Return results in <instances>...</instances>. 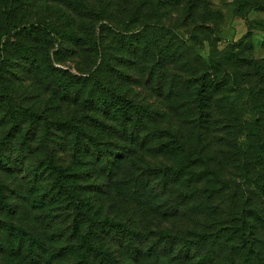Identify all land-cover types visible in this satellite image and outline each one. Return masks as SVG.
I'll return each mask as SVG.
<instances>
[{"label": "rangeland", "instance_id": "obj_1", "mask_svg": "<svg viewBox=\"0 0 264 264\" xmlns=\"http://www.w3.org/2000/svg\"><path fill=\"white\" fill-rule=\"evenodd\" d=\"M86 1L95 9L93 18L97 21H92L87 15L95 27V36L99 35L101 26L122 27L119 22L126 20L127 12H133L140 4L145 7L142 16L149 14L154 18L153 11L157 10L153 4L158 3L157 0ZM161 2L165 5L167 0ZM168 3L170 6L165 5L159 20L174 37L175 48L179 47V41L189 48L181 52L186 53V58L196 56V72L191 70L194 66L190 69L183 67V58L178 55L175 65L170 66L173 69L168 73L170 77L166 75L162 84L157 86L154 78L145 81L153 65L151 57L146 56L139 72L141 79L131 68L132 58L127 59L126 67H110L107 77L110 86L117 88L121 96L154 113L156 123L149 126L151 130H162L164 135L150 141L146 148L119 141L111 135L118 130L114 120L98 118V124L90 119L85 122L94 123L92 127L87 125L85 137L101 133L103 153L100 157H73L72 153L63 151V143L59 139L61 134L55 127L51 128L48 146L52 150L48 152L40 140V129H36L37 135L32 131L38 125L37 121L32 126L24 110L47 117L51 122L71 117L78 119L81 114L75 111L74 105L63 103L52 92L59 88L50 89L40 81L35 84L36 79L27 65L14 60L13 67L7 68L11 74L7 73L0 80V141H6L1 147L0 160L8 166L0 165V264H81L82 236L92 246L109 252L117 264H153L152 259L142 257L150 246L163 252L171 248L170 243L163 246L159 233L174 242L195 241L204 233L203 222L206 221L195 215L189 193L212 188L216 192L221 182L215 181L214 185L206 183V180H193V183L186 180L185 174L189 170L200 172L206 166L211 168L212 165L206 163L212 159L210 152H230L233 135L225 137V147L218 145L208 149L204 146V142L197 138L201 123L193 97L184 102L188 97L185 92L189 91L186 87L193 84L195 76L204 70V67L201 69L200 58L206 61L220 58L222 65L217 71L220 78L237 80L234 89H230L237 88L236 91L228 94L230 102L233 101V110L237 118L252 130L259 107L264 104V0H168ZM39 4L35 8L37 13L41 11L42 4ZM45 6L50 10L63 8L59 5L52 7L51 4ZM53 20L61 23L55 17ZM150 21L155 22L154 19ZM140 28L138 24L129 30L138 32ZM66 46L54 64L64 79L80 75L78 70L86 71L95 61L94 52L91 54L84 50L74 57ZM52 47L51 53L59 49L54 42ZM229 53L233 54V61L224 56ZM113 61L117 62L116 59ZM246 62L251 63V71L234 66ZM225 71L229 74L225 75ZM141 72H145L144 75ZM239 73L252 75L250 86L254 92L251 97L250 87L239 80ZM55 76L58 79L57 74ZM171 81L174 88L168 94V87L162 90V86ZM7 109L17 114L21 131L19 126L12 130L9 116L4 115ZM166 131H169V138ZM24 135L27 137L25 140ZM216 135L222 136L213 134ZM3 137L8 139L3 140ZM165 143L170 145L168 151L161 146ZM239 143L244 146L245 138H241ZM52 167L58 171L55 173ZM225 177L229 178L228 175ZM186 194L189 203H186ZM40 196L46 201L37 202ZM76 202L83 203L85 216L74 225L72 207ZM106 222L133 230L137 238L133 245L138 251L132 253L128 239L112 231ZM87 255L90 264H107L95 253L88 252ZM165 260L161 259L160 263L165 264Z\"/></svg>", "mask_w": 264, "mask_h": 264}, {"label": "trees", "instance_id": "obj_2", "mask_svg": "<svg viewBox=\"0 0 264 264\" xmlns=\"http://www.w3.org/2000/svg\"><path fill=\"white\" fill-rule=\"evenodd\" d=\"M157 1L158 3L153 4L157 12L151 8L154 18L149 14L142 16V10L145 7L143 5L141 7L140 4L133 12H127L126 20L119 22L118 25L122 27L112 29L109 26H101L99 35L95 36V27L90 22V18L92 21H97L93 18L95 9L86 0H0V80H3L7 73L11 74L7 68L13 67L14 60L20 61L23 66L29 67L30 74L36 79L35 84L40 81L50 89L59 88L53 89L52 92L56 93L63 103L74 105L75 111L81 114L78 119L71 117L51 122L47 117L24 110L25 117L32 126L37 121L38 125L34 126L32 131L40 129V140L48 152L52 150L48 146L51 128L55 127L61 134L59 139L63 143V151L72 153L73 157H100L103 153L101 133L97 132L85 137L87 125L92 127L94 123L98 124V118L114 120L118 130L116 134L111 135L129 145L146 148L150 141L157 139L156 137L158 139L163 137L162 130H151L149 126L150 123H156L154 113L121 96L117 88L110 86L107 78L111 72L110 67H126L125 62L128 58L133 59L131 68L138 72L137 76L141 79L140 69L146 56H150L153 62L150 67L152 71L147 72L145 81H152L154 78L157 86H160L165 76L173 70L170 66L175 65L178 55L183 58V67L190 69L196 64L194 63L196 56L186 58V53H181L182 50L186 52L189 49L188 46L177 40L179 47H174V37L159 20L164 13L162 9L165 5L170 6V3L167 0L164 5L161 0ZM40 2L41 11L37 13L35 8ZM50 4L52 7L59 5L63 8L50 10L45 6ZM134 6H136L135 3ZM30 10L35 12L29 13ZM59 12H61L60 17ZM53 17L61 23L53 20ZM150 19H154L155 22H151ZM138 24L141 25L138 32L129 30ZM107 33L112 37L109 38ZM53 42L59 49L51 53ZM65 45H67L66 50L74 57L84 50L95 54V61L86 71L78 70L80 75L68 76L66 79L63 78L64 75H59L62 72L54 67V64L58 62L57 55L64 52L61 50ZM234 48L238 49V47ZM178 50L180 51L177 52ZM224 56H229V61L234 60L231 57L232 53ZM114 59L117 62L114 63ZM199 61L202 65L201 69L204 67V70L195 76L193 84L186 87L189 91L185 92L188 93V97L184 102L193 97L201 123L197 138L204 142V146L208 149L218 145L225 147L223 140L227 135H233L231 150L230 152L212 150L210 152L212 159L206 162L212 165L211 168L206 166L200 172L189 170L185 174L186 180L193 183V180H197L196 182L206 180V183L214 185H216L215 181L221 182L216 192L213 188L201 192H190L191 201L187 199L186 194V203L190 201L191 207L196 212L195 215H199L206 221L203 222L204 233L191 242H174L168 236L159 233L158 236L163 239V246L166 247L167 243H170L171 248L163 252V250L152 249L150 246L142 257L152 259L153 264H161V259H166L165 264H264V104L260 105V112L256 114L253 121L254 127L252 126V130H249L246 122L237 118L231 103L233 101L230 102L228 98V94L236 91L237 88L232 91L230 89H234V83L237 80L220 78L217 73L222 65L220 58L217 61L211 59L206 61L200 58ZM234 66L248 71L253 68L249 62ZM197 68L194 66L191 70L194 72ZM141 73L144 75L145 72ZM224 74L229 73L225 71ZM256 75L258 76V72ZM237 77H240L239 80L242 79L248 88L250 87L251 97L254 92L250 86L252 75L239 73ZM170 80L173 81V78L171 77ZM172 81L169 83L171 86L167 83L162 86V90L168 87L170 92L168 94H171L174 88ZM167 97L170 98L169 95ZM5 105L8 108L7 101ZM4 115L9 116L12 130L18 126L19 130H22L21 122L14 111L10 112L7 109ZM89 119L94 123L86 124L85 122ZM223 125L224 128L218 129ZM37 133L38 130L35 135ZM214 133L222 136H213ZM166 134L169 138V131H166ZM8 137H3V140H7ZM241 138L246 140L244 146L239 143ZM25 139H27L26 135L23 136V140ZM5 143L6 141H0V152ZM161 146L166 148L164 150L170 149L168 143ZM0 165L8 167L1 160ZM52 168H55V173L58 171L56 167ZM60 175L61 173L57 174V177ZM225 175L229 178L227 179ZM39 198L37 202L46 201L44 197ZM73 205L72 217L75 225L80 217L85 216V213L82 202H76ZM106 223L112 231L128 239L129 246H132V253L138 251L133 245L137 241L133 230H128L118 223ZM86 239L84 236L81 237L83 241L80 253L81 264H90L88 252L99 255L107 264H117L109 252L92 246ZM141 254L142 252L139 251L138 255L141 256Z\"/></svg>", "mask_w": 264, "mask_h": 264}]
</instances>
